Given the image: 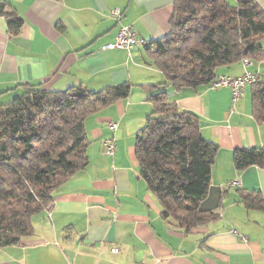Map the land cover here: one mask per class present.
Here are the masks:
<instances>
[{"label": "crops", "instance_id": "1", "mask_svg": "<svg viewBox=\"0 0 264 264\" xmlns=\"http://www.w3.org/2000/svg\"><path fill=\"white\" fill-rule=\"evenodd\" d=\"M254 1L264 12V0ZM175 2L0 0L24 21L20 34L12 36L0 16L1 101L24 84L51 92L131 86L128 98L87 119L88 167L58 190L50 210L33 218L31 237L0 249V264H264V212L241 202L252 192L264 197V167L237 171L233 161L237 150L264 148V124L252 114L253 88L246 87L234 102L229 88L161 87L166 77L143 45L169 33ZM114 9L122 11V25L136 32L138 45L130 53L104 50L120 30L110 15ZM251 63L219 75L239 78L250 71L264 83V62ZM160 92L181 111L197 115L204 139L219 147L200 207L219 219L190 234L163 219L158 198L140 176L138 134L153 112L150 97ZM106 140L115 142L113 158L105 155Z\"/></svg>", "mask_w": 264, "mask_h": 264}, {"label": "trees", "instance_id": "2", "mask_svg": "<svg viewBox=\"0 0 264 264\" xmlns=\"http://www.w3.org/2000/svg\"><path fill=\"white\" fill-rule=\"evenodd\" d=\"M169 33L143 45L162 72L164 89L176 92L210 86L222 69L245 60L264 62V12L254 0H176ZM9 34L17 36L23 19L0 5ZM156 88V86H154ZM252 114L264 124V83L251 86ZM0 100V249L18 246L33 235V218L51 207L54 196L89 165L86 121L129 97L123 84L98 92L75 87L46 91L40 85L16 86ZM153 107L138 134L140 176L158 198L163 219L185 234L219 219L201 210L208 195L219 147L204 139L200 118L181 111L166 92L150 97ZM244 171L264 167L263 149L234 153ZM246 209L264 212L260 192L241 196Z\"/></svg>", "mask_w": 264, "mask_h": 264}, {"label": "built area", "instance_id": "3", "mask_svg": "<svg viewBox=\"0 0 264 264\" xmlns=\"http://www.w3.org/2000/svg\"><path fill=\"white\" fill-rule=\"evenodd\" d=\"M110 15L117 22V24H120V30L116 37L115 43L113 45L106 46L104 50H126L128 53H130L138 45V39L134 28L132 26L122 25L121 22L123 19V13L121 10L114 9L110 12ZM243 65L245 67H250L252 63L249 60H245L243 61ZM256 83H262V82H260L258 77L254 75L252 72L247 71L239 78H234L229 76H219L218 78H216L215 81H213L210 84L209 87L212 90H218L224 88L231 89L233 92L234 102H237V100L240 98L242 91L246 87L252 86ZM111 129L116 130V126L112 124ZM104 152L105 155L109 158H113L115 156L116 145L114 140H106L104 142ZM231 185L233 187H240L239 183L237 182H232ZM50 208L51 207H49L48 210H50ZM113 252L118 253V250H114Z\"/></svg>", "mask_w": 264, "mask_h": 264}, {"label": "rangeland", "instance_id": "4", "mask_svg": "<svg viewBox=\"0 0 264 264\" xmlns=\"http://www.w3.org/2000/svg\"><path fill=\"white\" fill-rule=\"evenodd\" d=\"M226 2L231 5V6H235L236 5V0H226Z\"/></svg>", "mask_w": 264, "mask_h": 264}]
</instances>
